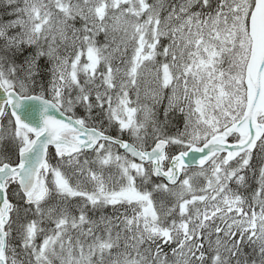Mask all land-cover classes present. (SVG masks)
Returning <instances> with one entry per match:
<instances>
[{
  "label": "snow or ice",
  "instance_id": "obj_1",
  "mask_svg": "<svg viewBox=\"0 0 264 264\" xmlns=\"http://www.w3.org/2000/svg\"><path fill=\"white\" fill-rule=\"evenodd\" d=\"M0 264H264V0H0Z\"/></svg>",
  "mask_w": 264,
  "mask_h": 264
}]
</instances>
